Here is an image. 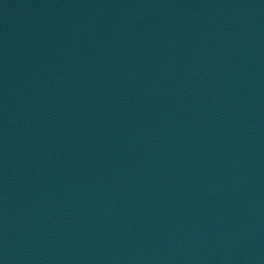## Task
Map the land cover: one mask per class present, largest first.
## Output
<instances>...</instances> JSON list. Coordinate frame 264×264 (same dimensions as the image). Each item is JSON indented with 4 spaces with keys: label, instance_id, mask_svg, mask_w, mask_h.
I'll use <instances>...</instances> for the list:
<instances>
[{
    "label": "water",
    "instance_id": "water-1",
    "mask_svg": "<svg viewBox=\"0 0 264 264\" xmlns=\"http://www.w3.org/2000/svg\"><path fill=\"white\" fill-rule=\"evenodd\" d=\"M0 264H264V0H0Z\"/></svg>",
    "mask_w": 264,
    "mask_h": 264
}]
</instances>
